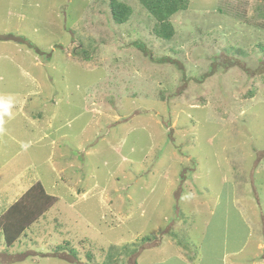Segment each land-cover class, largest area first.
Masks as SVG:
<instances>
[{
    "label": "rangeland",
    "instance_id": "374dc122",
    "mask_svg": "<svg viewBox=\"0 0 264 264\" xmlns=\"http://www.w3.org/2000/svg\"><path fill=\"white\" fill-rule=\"evenodd\" d=\"M110 1L0 0V264H264V0Z\"/></svg>",
    "mask_w": 264,
    "mask_h": 264
},
{
    "label": "trees",
    "instance_id": "16d2710c",
    "mask_svg": "<svg viewBox=\"0 0 264 264\" xmlns=\"http://www.w3.org/2000/svg\"><path fill=\"white\" fill-rule=\"evenodd\" d=\"M140 3L156 22L154 35L166 41H171L176 35L172 18L189 7L188 0H140ZM110 9L113 20L118 24L126 23L133 13L132 7L118 0L110 1ZM165 60L170 62L169 57ZM57 203L58 198L49 195L41 182L32 185L0 216V233H3L6 246L12 248L26 230Z\"/></svg>",
    "mask_w": 264,
    "mask_h": 264
},
{
    "label": "crops",
    "instance_id": "0c3cea01",
    "mask_svg": "<svg viewBox=\"0 0 264 264\" xmlns=\"http://www.w3.org/2000/svg\"><path fill=\"white\" fill-rule=\"evenodd\" d=\"M25 192H26V191H25ZM17 194H18V193H17ZM21 196H22V195H21ZM16 201H17V200H16ZM14 203H15V202H14ZM46 214H47V213H46ZM260 245H261V243H260ZM260 245H259V246H260ZM260 248H261V247H259V250H260ZM263 259H264V258H263ZM263 262H264V260H263Z\"/></svg>",
    "mask_w": 264,
    "mask_h": 264
}]
</instances>
